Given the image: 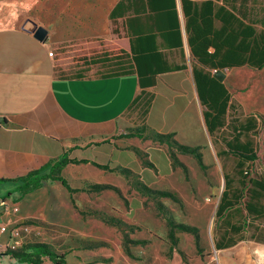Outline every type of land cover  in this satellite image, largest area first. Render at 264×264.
I'll return each instance as SVG.
<instances>
[{
    "label": "crops",
    "instance_id": "0c3cea01",
    "mask_svg": "<svg viewBox=\"0 0 264 264\" xmlns=\"http://www.w3.org/2000/svg\"><path fill=\"white\" fill-rule=\"evenodd\" d=\"M39 26L47 32L43 41L33 36ZM260 33L264 0H0V179L24 176L65 153L86 162L63 169L97 164L118 176L128 170L143 175L149 171L141 160L147 154L159 178H149L152 185L171 190L167 179H175L179 165L173 166L166 145L149 151L155 134H172L190 147L203 143L212 161L203 162L209 170L217 150L193 70L213 69L193 55L189 38L198 45L212 40L206 51L219 60L229 53L249 54ZM249 70L260 69L243 64L219 70L243 121L254 115L245 114L243 98L234 101L230 87L245 83V98L255 93L245 74ZM233 72L242 78L235 86L229 84ZM245 98L249 107L254 97L247 103ZM254 151L258 155L255 142ZM173 156L189 172V154ZM15 187L11 181L0 184L1 190ZM6 241L2 235L0 249ZM258 243L264 251V239ZM0 262L28 264L8 255ZM227 263L222 258L221 264ZM42 264L53 263L44 257Z\"/></svg>",
    "mask_w": 264,
    "mask_h": 264
},
{
    "label": "rangeland",
    "instance_id": "374dc122",
    "mask_svg": "<svg viewBox=\"0 0 264 264\" xmlns=\"http://www.w3.org/2000/svg\"><path fill=\"white\" fill-rule=\"evenodd\" d=\"M245 72L255 93L245 98L249 88L245 83L230 87V91L234 101H237L235 97L245 98L247 103L250 102L248 97H254L249 107L241 100L245 114L252 113L256 119L257 132L253 138L258 155L251 163L252 173L260 175L264 172V68ZM241 79L233 72L229 84L235 86ZM252 85L250 90L254 92ZM241 113L237 115L243 119ZM226 136L227 129L216 135L215 151L221 150ZM199 138L200 134L194 140ZM157 144L168 147V157L173 166H178L173 154L181 152L156 139L149 151L153 152ZM197 147L202 161L210 166L208 148L203 143ZM214 157L216 165L201 170L196 159L189 155L185 161L189 172L185 173L179 166L180 171L174 172L175 179L165 178L170 179L174 187L171 190L167 186L152 185V181L159 178L155 177L157 171L147 154L141 158L143 167L149 169L143 175L128 170L118 176L96 165L62 169L61 175L77 189L71 196L58 182L49 180H44L41 188L22 198L12 192L13 189L0 188V225L6 223L9 228L19 229L18 248L45 243L64 255L68 264H221L222 258L228 260L227 264L264 263L263 247L258 243L259 239H264V218L256 220L255 224L247 219L246 222H250L241 234L243 242L215 249L220 223L215 212L224 188L223 174L232 177L233 186L238 182L233 173L236 159L231 155ZM5 186L10 188L12 184ZM145 188L169 192L173 197L148 192ZM8 191L11 193L6 194ZM14 205L19 208L16 213L11 211ZM254 226L257 240L250 239ZM5 249L6 246L0 252Z\"/></svg>",
    "mask_w": 264,
    "mask_h": 264
},
{
    "label": "trees",
    "instance_id": "16d2710c",
    "mask_svg": "<svg viewBox=\"0 0 264 264\" xmlns=\"http://www.w3.org/2000/svg\"><path fill=\"white\" fill-rule=\"evenodd\" d=\"M113 10L110 13V26L112 31L113 25ZM251 36L253 31H250ZM242 38V37H241ZM244 36L241 40L244 43ZM194 43L192 38H189L191 50L193 55L204 65L216 70L215 72H208L202 70H193L196 89L201 100L205 106L203 112L205 125L211 136L213 144L216 146L214 138L222 130L227 129V136L222 139L223 149L216 152L217 157L223 155H231L236 159L233 168V173L237 177L238 185L233 186V179L228 173L223 174L224 188L221 192L217 207L216 218L220 221L218 224L217 234L214 244L215 248L221 249L229 247L238 240L243 239L242 233L244 229L249 226L250 221L264 218V175H255L252 173V161L257 158L256 151H254V138L257 132L256 119L251 116L247 117L245 121L239 118V109L235 103L231 101L230 94L224 87L223 82L218 81L214 74L223 68H230L234 66H241L248 64L257 69L264 66V35L260 33L256 37V42L250 48L247 55H243L242 51L225 54L216 60V54L207 53L206 48L209 45H214L210 39H202V44ZM225 45H228L230 40H223ZM206 52V53H205ZM230 115V118L228 116ZM229 133V136H228ZM132 135V134H131ZM154 138L159 142H166L169 147H175L181 153L192 155L201 170H205L201 154L198 147H190L182 145L172 139V134H155ZM169 140V141H168ZM174 163L175 158L173 159ZM86 161H79L71 159L65 153L59 160L54 163L42 167L37 170L30 171L24 176L16 179H0V184L11 181L16 184L12 192H16L19 198L41 188L44 180L50 182H58L69 194L76 192L77 189L72 188L67 182L66 178L61 175L62 169L68 164H79ZM183 168L181 163H177ZM96 166H100L94 164ZM106 168V167H104ZM148 192L159 193L164 196L173 197L169 192L153 191L145 188ZM11 192H6L10 194ZM248 220V222H246ZM255 226L250 235L254 239ZM261 240V239H259ZM0 255H8L18 263L28 264H42L43 258L47 257L53 264H68L64 255L56 253L48 244L45 243H31L21 246L17 249L6 248L0 252Z\"/></svg>",
    "mask_w": 264,
    "mask_h": 264
},
{
    "label": "built area",
    "instance_id": "2783aa9c",
    "mask_svg": "<svg viewBox=\"0 0 264 264\" xmlns=\"http://www.w3.org/2000/svg\"><path fill=\"white\" fill-rule=\"evenodd\" d=\"M216 70H213L215 72ZM12 212L16 213L19 211L18 206L14 205L11 209ZM6 235L7 241L5 243L6 248L17 249L19 245V229L12 227L9 228L6 223L0 225V237Z\"/></svg>",
    "mask_w": 264,
    "mask_h": 264
},
{
    "label": "water",
    "instance_id": "95a60500",
    "mask_svg": "<svg viewBox=\"0 0 264 264\" xmlns=\"http://www.w3.org/2000/svg\"><path fill=\"white\" fill-rule=\"evenodd\" d=\"M46 30L42 27H37L36 30L33 33V36L39 40V41H43L46 38ZM214 77L218 80V81H223L225 74L222 71H218L215 73Z\"/></svg>",
    "mask_w": 264,
    "mask_h": 264
}]
</instances>
